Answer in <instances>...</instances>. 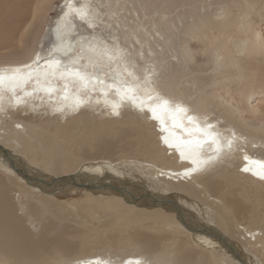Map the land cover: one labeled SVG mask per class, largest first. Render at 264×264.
<instances>
[{
    "label": "bare ground",
    "instance_id": "1",
    "mask_svg": "<svg viewBox=\"0 0 264 264\" xmlns=\"http://www.w3.org/2000/svg\"><path fill=\"white\" fill-rule=\"evenodd\" d=\"M73 3H87L102 21L97 36L102 34L119 42L131 52V59L138 66L155 65L162 94L182 100L201 120L205 117L210 122L219 120L218 128L225 135L231 130L245 139L234 145L231 152L225 151L218 160L186 177L182 173L192 165L181 159L175 148L164 144L162 137L166 133L151 114L140 111L128 100L121 102L112 91L105 97L103 85L95 86L79 107L74 106L75 97H83V92L70 88L69 98L64 100L63 81L58 79L52 81L56 92L38 90L18 106L14 101L9 104L6 96L5 110L0 111V264H40L45 254L55 250L59 256L54 264H76L95 257L109 264H124L132 257L172 264H264V180L253 174L259 169L244 160V155L264 160V120L251 121L219 91L225 89L228 94L232 81L246 73L264 85V70L259 63L264 52L249 18L254 13L261 16L264 0H73ZM64 4L65 0H7L6 10L25 14L17 21L26 27L20 33L19 43L23 45L24 39L31 37L40 47L27 58L0 63V67L30 63L37 53L46 57L55 40L52 29L63 14ZM205 7L214 9L201 13ZM48 11L59 13L45 31L43 24ZM75 23L76 31L91 33L78 20ZM191 34L192 39L205 43L206 59L202 66H191L193 52L187 39ZM45 39L48 43L42 47ZM138 51L144 52L142 58ZM207 69L211 71L208 76L193 75ZM41 86L43 81L40 86L30 81L25 89L32 92L34 87ZM240 94L246 100L254 95L252 89H240ZM17 95L23 96V92L17 90ZM113 103L120 104L119 115L112 112ZM76 112L78 115L73 116ZM129 113L143 117L145 123L126 121V128L107 131L100 128L93 133L92 143L86 141L93 152L76 154L79 160H74L75 152L68 151L55 139V135L59 139L67 135L61 127H54V134L48 135L44 126L30 120L46 114L49 120L76 122L77 127L71 129L74 130L89 122L84 116L98 115L118 122ZM22 114L29 117L23 118ZM184 123L188 126L186 120ZM168 126L171 129L170 119ZM174 131L177 135L184 134L179 128ZM202 155L205 159L215 155L214 146L205 145ZM84 161H91L92 165L87 169L89 172L79 173ZM230 163H236L235 168ZM246 163L252 171L241 174L239 168ZM94 169L96 172H92ZM209 174L215 176L209 178ZM66 186L88 191L84 202L70 205V211L64 210L63 213H68L62 216L51 200L56 190ZM94 192L112 197H95ZM87 216L98 220L105 229L139 228L154 234L138 230L128 233L131 250L118 248L117 239L108 237L97 239L102 246L99 249L78 253L74 243L65 238L79 235L81 228L58 227L56 221L64 217L62 220L80 226L79 220H86L88 226ZM90 227L94 228V224Z\"/></svg>",
    "mask_w": 264,
    "mask_h": 264
},
{
    "label": "snow or ice",
    "instance_id": "2",
    "mask_svg": "<svg viewBox=\"0 0 264 264\" xmlns=\"http://www.w3.org/2000/svg\"><path fill=\"white\" fill-rule=\"evenodd\" d=\"M62 12L55 28L52 29L55 40L46 57L42 58L37 53L30 63L0 67V111L5 110L6 96L9 104L14 101L18 106L26 103L25 97L32 96L38 90L49 94L56 92L52 81L57 79L63 81L61 91L64 93V100L69 98L70 88L83 92V97H75V107L86 102L95 86L103 85L102 95L105 97L112 91L121 102L128 100L140 111L151 114V118L156 120L161 130L166 133L162 137L164 144L175 148L181 159L188 160L192 165L182 173L186 177L218 160L225 151L231 152L238 142H243L245 138L237 137L234 131L228 130L229 134L225 135L224 131L218 128L219 120L210 122L206 117L201 120L185 102L162 94L159 90V73L154 64L138 66L131 59V52L121 47L119 42L108 40L102 34H95L102 21L91 12L87 3L77 5L73 0H65ZM77 20L86 26V29H90L91 33L86 35L76 31ZM137 55L142 58L144 52L138 51ZM41 62L44 67H41ZM30 81H35L38 86L43 81L44 86L34 87L32 92H29L25 86ZM17 90L22 91L23 96L17 95ZM111 107L112 112L119 115L120 104L113 103ZM168 119L171 121V129ZM185 120L188 126L185 125ZM177 128L184 134L177 135L174 131ZM205 145L214 146L215 155H209L205 159L202 155ZM244 160L258 168L253 174L264 180V160H257L248 155H244ZM248 163L242 169L245 172L252 171ZM76 264L109 262L95 257L77 261ZM124 264L172 262L132 257L124 261Z\"/></svg>",
    "mask_w": 264,
    "mask_h": 264
},
{
    "label": "rangeland",
    "instance_id": "3",
    "mask_svg": "<svg viewBox=\"0 0 264 264\" xmlns=\"http://www.w3.org/2000/svg\"><path fill=\"white\" fill-rule=\"evenodd\" d=\"M1 1L2 2H0V16L3 19L0 18V63L2 64V63H11L13 61L27 58L30 52H33L35 49L39 48L40 45L35 44V42H33L34 40L31 37L25 38L24 39L25 43L23 45L19 43L20 33L23 31L25 27L23 25L25 23L23 25H19L17 21L22 20L23 15L25 17V14L22 15L17 12H13L10 9L6 10L4 8V5L7 0H1ZM15 1L21 2L22 0H15ZM261 8H262L261 16L259 14L254 13L249 18L251 19L250 27L259 36L261 46L264 52V5L261 6ZM212 9H214V7L202 8L201 13H207L206 11H210ZM28 11H27V15L29 18L30 13ZM54 11H48L45 16V22L43 24L45 31H47L48 26L54 21L55 17L59 13V11H56V12ZM7 20H8V23H6ZM191 21L192 20H190L189 22ZM11 23H15L17 25L11 24ZM12 25H14V27ZM193 29L195 30L196 28H193ZM191 36L192 34L187 36V39L189 40L188 47L193 52L191 66L192 67L194 65L202 66L203 64H205L204 61L206 59L205 58L206 51H204V49H206L205 43H203L201 40H198V39H192ZM47 43H48V39H45L42 47L47 45ZM42 47L40 49H42ZM263 56L264 54L259 57L261 59L259 63L263 67L262 70H264ZM23 61H19V62H23ZM19 62H16V63H19ZM187 70L189 71V69H186L185 71L188 72ZM196 74L208 76L211 74V71L207 69L204 72H201V71L193 72V75H196ZM251 76L253 77V75L246 73L245 75H243L242 78L240 77L238 79H235L236 81L233 80L232 83L229 85L228 94L225 93V89H219V91L221 92V95L225 99L230 100L232 104H234L235 106H238L241 109L242 114L244 116H247V118H250V120L255 123H258V122L261 123L262 120H264V85H261L260 81L256 80V77L252 78ZM247 77L248 78L250 77L249 79L251 80V82ZM217 87L220 88V85H218ZM240 89H242L243 91L244 90L248 91L249 89H252L254 93L253 97L250 100L244 99L240 94ZM78 112L74 113L73 116H77ZM10 117L11 116L8 117L9 120H10ZM22 117L23 118L29 117V114H22ZM84 117H85V120L89 122H87L84 126H80L81 128L74 129V130H71V129L72 127H77L75 126L76 122L71 121L67 123L65 120H62V121H55L52 119L49 120L46 114L31 117L30 120L33 122H37V124H39L40 126H44V132L48 135L54 134L52 132L54 127L56 126L61 127L64 133L65 134L67 133V135L64 136V138L62 139H59V137L55 135L56 136L55 139H57V141L68 151L75 152V155H73L74 160H79V156H76V154H82V152H86V151H89L90 153L93 152L92 147L88 143H86V141L90 140V142L92 143L93 133H96L100 128L101 129L106 128V131L112 128H126L127 127L126 121H134L138 124L145 123L143 117L135 116L134 114H131V113H129L128 115L125 114L122 119L118 120V122L107 121L103 117H98V115H92L90 117L84 116ZM23 124L26 125L24 121H23ZM148 134H150L149 136L153 135L152 131L150 130ZM151 137L153 138V136ZM154 145L155 144L152 143V147H154ZM262 151H264V146L262 147ZM119 155L121 156L123 154H119ZM119 155L116 156V158H118ZM168 157L170 156L168 155ZM230 164H229L230 167L235 168L236 163H230ZM91 165H92L91 161H84L81 164V167L79 168V171H80L79 173L89 172V170L87 169ZM242 169L243 168L241 169L239 168V171L241 172V174L243 172ZM92 172H96L95 169ZM103 172H105V170H103ZM211 174H214V173H211ZM211 174L208 175L209 178H213V176H215V175L212 176ZM56 191L52 194L51 201H54L56 203V206L58 208L57 213H59L62 216H65L68 212L66 213H63V212L64 210L70 211V205L72 206L75 202H78V201L79 202L85 201V199L87 198L86 193L88 191V188H80V187L78 188V187L66 186ZM93 195L95 197H100L101 195L106 196V197H112L111 194L97 193V192H94ZM244 202H245V199H242L243 204H245ZM62 219H64V217ZM62 219L56 221L58 227L69 225V226L77 227V228L80 227L82 230V232L79 235H74L73 237L65 238V239H69L70 241L74 243V246L77 248L78 253H81V252L90 253L94 247L96 248L102 247L101 243H99L97 239L102 240V238H104L106 240V238L108 237L117 239L118 248L124 249V250H131L132 248L131 243L127 239L129 235L128 233H134L135 230H138L140 232L147 233L150 235L154 234L153 231L139 229V228L134 229V230L126 228V227L125 228L116 227L112 229H109V228L105 229L106 227H103L102 225H100L101 223L98 222V220H94L90 218V216H87L88 221H90L89 223L90 225L88 226L85 225L86 220L85 221L79 220L78 224H81L79 226L73 223L71 220L69 221L68 219H65V220H62ZM92 224H94V228L90 227ZM158 235L166 236L167 234L160 233ZM161 246H163V244ZM45 255L46 256L43 257V259H41L40 264H54V261L58 259L57 257L59 256V252L55 250V252H53L52 254L50 255L45 254ZM90 255H93V254H90Z\"/></svg>",
    "mask_w": 264,
    "mask_h": 264
}]
</instances>
